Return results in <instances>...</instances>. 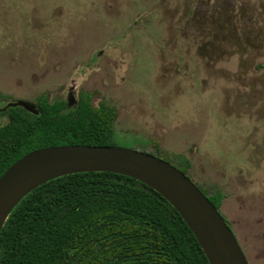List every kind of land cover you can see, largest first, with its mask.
<instances>
[{"label": "rangeland", "instance_id": "374dc122", "mask_svg": "<svg viewBox=\"0 0 264 264\" xmlns=\"http://www.w3.org/2000/svg\"><path fill=\"white\" fill-rule=\"evenodd\" d=\"M132 1L0 0V94L52 101L73 87L91 92L94 106L115 105L112 137L94 145L146 152L178 169L187 159L186 175L207 197L223 194L218 210L248 263L264 264V55L260 38L248 44L251 9L264 33L261 0H235L233 41L246 53L216 62L196 39L167 31L179 22L170 0H140L138 9Z\"/></svg>", "mask_w": 264, "mask_h": 264}, {"label": "trees", "instance_id": "16d2710c", "mask_svg": "<svg viewBox=\"0 0 264 264\" xmlns=\"http://www.w3.org/2000/svg\"><path fill=\"white\" fill-rule=\"evenodd\" d=\"M77 107L39 98L38 113L14 106L0 126V175L37 148L102 144L114 132L116 109ZM187 174L190 163L180 160ZM188 176V175H187ZM219 209L223 194L208 197ZM0 264H209L178 212L155 190L112 172L51 179L13 208L0 230Z\"/></svg>", "mask_w": 264, "mask_h": 264}, {"label": "water", "instance_id": "95a60500", "mask_svg": "<svg viewBox=\"0 0 264 264\" xmlns=\"http://www.w3.org/2000/svg\"><path fill=\"white\" fill-rule=\"evenodd\" d=\"M38 113L24 100L9 102ZM112 172L136 179L160 194L191 230L209 264H249L220 214L197 185L158 156L118 146L66 144L27 152L0 175V230L13 208L39 185L72 173Z\"/></svg>", "mask_w": 264, "mask_h": 264}, {"label": "flooded vegetation", "instance_id": "af4514ba", "mask_svg": "<svg viewBox=\"0 0 264 264\" xmlns=\"http://www.w3.org/2000/svg\"><path fill=\"white\" fill-rule=\"evenodd\" d=\"M177 1L179 2H174L173 0H170L168 4L169 6L168 9L171 10L172 17H175V15L179 16V22H177V25L172 24L167 27L168 32H182L185 33L187 37L196 39L197 40L196 42L202 43V45L199 48L201 51L207 53L208 61L216 62L217 60H221V59L228 60L231 58L230 56L232 55H239L240 57L241 54L246 53V52L238 51L236 47L237 43L233 41L235 39L237 40L238 37L237 9H236L235 0H177ZM139 3L140 0H138V4L135 0H133L130 3V6L138 9L140 7ZM259 6L261 10L264 9V3L262 0L259 3ZM254 11L256 12V10L254 9L250 10V16H251L250 24H252L253 29L250 31V35H249L250 40H248V44L254 45V42L257 41L258 38H260L261 41L259 47L261 54L264 55V38H263L264 33L262 30L263 21L260 20L259 22L260 29H257L256 24L252 18L254 16ZM257 15L260 18H262L261 11L257 12ZM137 27L138 25L135 24L126 26V28L132 30L137 29ZM186 44H187V48L184 49V52L185 54L188 55L192 52V49H191V44L189 43ZM252 48L258 49L257 46ZM252 54H256V53L252 52ZM195 62L198 63L196 59ZM233 72L234 71L232 70L231 71L228 70L225 74L226 75L230 73L233 74ZM74 92L76 93L74 94ZM82 93L89 94L90 103L93 105L91 101V96H92L91 92L86 90H76L73 87H69L66 89L65 98H60L55 100H62L66 108L77 107ZM43 96L46 97L47 101H50L47 98L46 94L43 93L38 95L35 101L31 100L28 102L34 104L37 109L38 108L37 106L39 105V98ZM1 98H5L7 99V101L5 105L0 108V112L5 111L10 107H14V106H9L6 107V109L2 110V108H4L9 102L18 101V100H9L10 99L9 97L0 94V99ZM100 103L108 104L104 101ZM100 103L97 106L94 105L93 106L98 107ZM112 106L115 107V105ZM115 109H116V114H115V118H116L117 108L115 107ZM115 118H114V122H115Z\"/></svg>", "mask_w": 264, "mask_h": 264}]
</instances>
